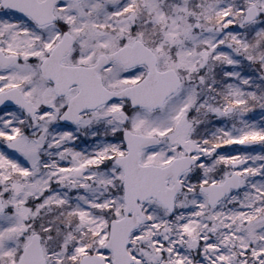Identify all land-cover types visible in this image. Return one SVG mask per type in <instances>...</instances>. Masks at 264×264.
Wrapping results in <instances>:
<instances>
[{"label": "snow or ice", "instance_id": "snow-or-ice-1", "mask_svg": "<svg viewBox=\"0 0 264 264\" xmlns=\"http://www.w3.org/2000/svg\"><path fill=\"white\" fill-rule=\"evenodd\" d=\"M0 264H264V0H0Z\"/></svg>", "mask_w": 264, "mask_h": 264}]
</instances>
